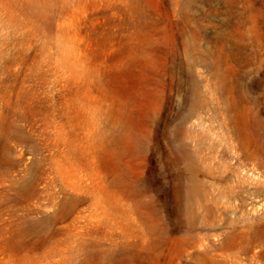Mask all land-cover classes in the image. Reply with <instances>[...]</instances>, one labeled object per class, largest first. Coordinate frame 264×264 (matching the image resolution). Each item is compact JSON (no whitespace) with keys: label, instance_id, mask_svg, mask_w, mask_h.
Here are the masks:
<instances>
[{"label":"rangeland","instance_id":"rangeland-1","mask_svg":"<svg viewBox=\"0 0 264 264\" xmlns=\"http://www.w3.org/2000/svg\"><path fill=\"white\" fill-rule=\"evenodd\" d=\"M0 264H264V0H0Z\"/></svg>","mask_w":264,"mask_h":264}]
</instances>
